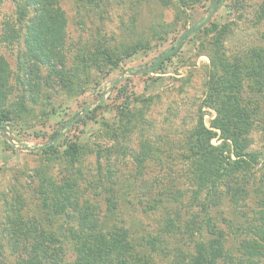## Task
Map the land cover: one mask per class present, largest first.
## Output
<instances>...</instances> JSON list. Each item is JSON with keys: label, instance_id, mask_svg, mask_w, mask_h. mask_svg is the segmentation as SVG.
Segmentation results:
<instances>
[{"label": "rangeland", "instance_id": "obj_1", "mask_svg": "<svg viewBox=\"0 0 264 264\" xmlns=\"http://www.w3.org/2000/svg\"><path fill=\"white\" fill-rule=\"evenodd\" d=\"M183 1L165 6L156 0H102L92 7L57 0L66 19L65 39L52 54V67L42 56L28 54L24 24H13L14 1L0 0V57L10 70L0 100V264H25L12 245V220L40 219L47 230L58 232L62 223L75 224L77 204L103 207L106 188L119 193L126 224L135 223L139 236L159 239L151 262L185 261L191 243L182 230L192 184L183 139L200 120L209 126L215 114L203 104L209 60L202 21L209 17L208 22L226 26L225 44L232 52L264 32V0H224L212 13L209 0ZM6 20L17 31L10 41L1 38ZM197 23L200 29L178 45L181 34ZM164 52L169 57L161 68L147 72ZM4 110L12 111L9 117ZM249 139L258 154L257 180L264 174L260 125ZM73 143L79 152L72 161L65 150ZM140 148L150 150L142 165L134 157ZM67 178L75 189L72 209L48 213L42 182ZM152 189L160 199L149 209ZM255 198L250 192L237 210L221 201L213 213L225 247L238 258L235 264H252L240 244L246 233L238 228L251 217ZM241 211L247 215L241 217ZM157 227L161 231L154 235Z\"/></svg>", "mask_w": 264, "mask_h": 264}, {"label": "trees", "instance_id": "obj_2", "mask_svg": "<svg viewBox=\"0 0 264 264\" xmlns=\"http://www.w3.org/2000/svg\"><path fill=\"white\" fill-rule=\"evenodd\" d=\"M13 1V24H24L28 54L31 57L40 55L54 67L52 54L56 48L61 49L65 39L63 9L57 0ZM80 1L97 7L102 0ZM156 1L165 6L173 3V0ZM209 1L212 13L224 0ZM29 12L32 18L26 20ZM205 21L207 23L209 17L202 21V32L208 35L204 47L209 60L203 104L215 114L209 126L200 120L183 139L186 173L192 185L190 215L184 220L182 232L190 240L191 250L184 255L185 261L179 260L176 264H235L238 258L225 247L223 228L215 222L213 213L221 201L237 210L240 201L247 200L250 192L256 195L255 209L249 220L245 217L247 211L240 213L245 217L243 221H248L238 228L239 233H246L240 244L252 264H264V174L255 180L258 154L251 150L249 139L255 125L264 130V32L249 44L228 52L226 26L215 22L206 25ZM13 24L8 20L4 22L3 41L17 36ZM195 29H200L199 23L186 29L177 44ZM168 57V52L158 55L146 71L159 70ZM4 62L0 57V100L6 96L4 88L10 71ZM1 112L9 117L12 111ZM3 125L0 122V131ZM214 137L219 140L217 144L211 142ZM78 148L73 143L65 150L72 161L78 159ZM149 152L148 148H140L134 156L136 162L142 165ZM42 187V205L48 213L63 214L72 209L75 189L70 179H45ZM158 193L156 189L148 191L152 197L149 203H153L149 209L157 207ZM105 194L103 207L88 202L77 204L75 224L63 226L62 223L58 232L47 230L40 219L20 217L12 220L11 240L18 258L25 264H154L149 255L158 248L155 243L158 244L159 239L148 234L139 236L135 223H125L117 190L106 188ZM223 219L229 226L233 225L231 218ZM160 231L157 227L154 235Z\"/></svg>", "mask_w": 264, "mask_h": 264}]
</instances>
